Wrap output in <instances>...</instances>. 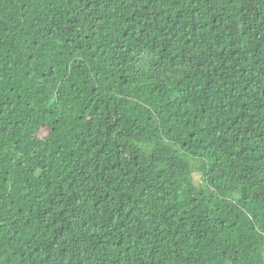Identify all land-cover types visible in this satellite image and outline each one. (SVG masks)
<instances>
[{
	"label": "trees",
	"instance_id": "1",
	"mask_svg": "<svg viewBox=\"0 0 264 264\" xmlns=\"http://www.w3.org/2000/svg\"><path fill=\"white\" fill-rule=\"evenodd\" d=\"M0 264H264V0H0Z\"/></svg>",
	"mask_w": 264,
	"mask_h": 264
}]
</instances>
